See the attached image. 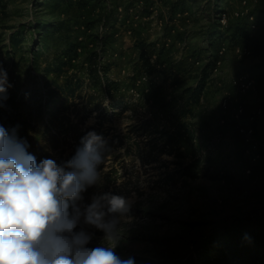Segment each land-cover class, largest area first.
I'll use <instances>...</instances> for the list:
<instances>
[{"label":"rangeland","instance_id":"374dc122","mask_svg":"<svg viewBox=\"0 0 264 264\" xmlns=\"http://www.w3.org/2000/svg\"><path fill=\"white\" fill-rule=\"evenodd\" d=\"M170 1L103 0L88 9L86 16L96 21L89 27L83 21L79 23L80 31L75 38L80 43L79 56L59 76L55 71L47 74L42 71L57 58V44L37 60L30 49L36 44V22L53 19L57 12L45 8L43 0H3L7 9L3 11L0 7V31L6 42L14 30L25 33L22 47L13 52L14 63L7 59V47H0V68L6 70L12 85L7 90V100L0 106L9 119H0V125L8 129L19 125L17 135L28 141V151L38 163L45 158L54 159L57 164L71 159L80 138L88 131L106 139L105 162L98 166L101 179L82 193L83 203L89 204L93 196L109 192L133 200L129 218L119 225L122 236L115 251L123 259L133 257L135 264L183 260L188 256L198 263L207 249L212 250L214 242L221 243L225 228L245 220L264 219V170L250 175L244 172L249 157L239 128L252 122L248 113L235 116L239 105H245L248 111L254 106L264 107V49L261 53L251 49L245 54L237 50L243 44L223 42L220 51L213 55L217 66L201 103L187 116L205 166L213 173L223 165L228 166L233 177L211 176L204 170L198 177L183 176L177 171L178 161L190 159V145L183 144L182 159L159 153L154 147L159 141L158 128H170L171 124L170 112L160 105L161 101L179 96L183 86L194 80L173 86L171 81H163L160 72L145 78L139 65L141 42H147V52L153 59L164 43L171 48V60L190 64L196 72L205 61L195 62L196 56H191V51L205 41L194 34L204 32L215 15L209 1L204 0L199 5L191 4L183 13L177 12L171 19ZM220 2L223 8L232 11L242 0ZM247 2L251 12L264 16V0ZM111 9L115 13L105 15ZM177 31L188 34V41L178 40L172 46ZM251 32L264 41L262 28ZM207 54L204 49L200 58ZM38 63L41 69L36 67ZM75 72L85 79V89L58 112L64 100L56 95L51 103L46 102V82L58 77L61 83L67 74ZM243 73L255 79V87L246 93L231 83L234 76ZM106 80H117L120 84L112 85L111 92L106 93L103 88ZM225 98L229 99L226 109L222 104ZM147 119L151 123L143 128ZM254 125L264 138L263 118H258ZM88 231L93 233L88 247L98 246L104 233L94 228Z\"/></svg>","mask_w":264,"mask_h":264},{"label":"trees","instance_id":"16d2710c","mask_svg":"<svg viewBox=\"0 0 264 264\" xmlns=\"http://www.w3.org/2000/svg\"><path fill=\"white\" fill-rule=\"evenodd\" d=\"M102 1L43 0L42 4L45 8L51 9L52 13L57 12V14L53 19L44 18L36 22L35 27L38 29L37 37H35L36 44L31 46L30 49L34 54V60H37L41 54L50 53L54 44L58 45L57 58L54 62L47 63L45 68L42 69L45 74L55 71L57 76H59L67 71V66H73L74 59L79 56L78 47L80 43L75 39L80 31L81 26L79 23L83 21L88 27L92 26L96 20L88 18L86 12L98 3H102ZM203 1L171 0L168 3L170 18L174 19L179 11L182 13L187 11L191 4L199 5ZM208 1L214 9L215 15H212L204 32L194 34L195 37L201 35L205 41L203 45L196 46L191 51V56H196L195 62L205 61L196 72H193L194 70L190 64L171 60V48L164 43L158 47L156 59H153L152 55L147 52V42L142 41L139 65L144 76L151 77L155 72H160L163 74V81H171L173 86H182L185 82L191 79L194 80L187 86H183L179 96L164 98L161 101L160 105L168 108L170 112L169 122L171 124L170 128L166 126L158 128L159 141L154 143L155 149L159 153L174 154L178 159H182L185 158V154L181 150L182 146L183 144H189L190 159L178 161L180 166L177 171L180 174L198 177L201 171L204 170V173L211 176L223 174L233 177L228 166L223 165L214 173L210 172L211 170L207 168L208 166H205L203 156L200 155V146L195 142L196 134L189 124L187 116L193 114L195 107L201 103L209 78L217 66V58H214L213 55L220 51L223 42H229L231 45L243 44L251 47L255 53H261L264 49V41L251 32L246 17L231 18L227 25H223L219 20L218 13L226 8L221 6L220 0ZM0 7L3 11H6L7 4L0 0ZM62 7L65 8L61 9ZM111 13H115V10L105 11L107 16H112L113 14ZM166 27L169 29L168 32H171L172 28L169 25ZM24 34V32L14 30L9 35V42L7 43L4 33L0 31V47H7L5 53L7 59H11L12 63L15 62V54L13 52L22 47L25 40ZM188 37L189 35L184 32H175L172 46L178 40L188 41ZM204 49L208 50L207 57L200 58ZM1 65L2 63H0ZM36 67L41 69V64L38 63ZM94 77H96V74ZM150 82L152 85L155 84L153 80ZM97 83L99 84L100 81H97ZM119 84L120 82L117 80H106L103 88L106 93H110L112 85ZM46 85L48 87L46 102L51 103L56 95H61L64 100L57 109L59 112L66 107L64 105L68 103L69 99H73L79 94L82 95L86 81L78 72H75L67 74L61 83L58 82V77L48 79ZM6 113V110L0 107V119H9ZM150 123V119L144 120L143 128ZM256 170H264V167L257 166ZM222 237L221 243L217 244L214 242L212 250L209 251L207 249L198 263H196L193 256H188L183 260H148L144 261L143 264H264V219H250L232 224L224 229Z\"/></svg>","mask_w":264,"mask_h":264},{"label":"clouds","instance_id":"9594fccd","mask_svg":"<svg viewBox=\"0 0 264 264\" xmlns=\"http://www.w3.org/2000/svg\"><path fill=\"white\" fill-rule=\"evenodd\" d=\"M10 87L0 68V106ZM18 128L0 125V264H135L115 251L133 200L109 192L83 203L82 193L101 179L106 139L88 131L71 159L38 163ZM89 228L104 233L96 247H88Z\"/></svg>","mask_w":264,"mask_h":264},{"label":"built area","instance_id":"2783aa9c","mask_svg":"<svg viewBox=\"0 0 264 264\" xmlns=\"http://www.w3.org/2000/svg\"><path fill=\"white\" fill-rule=\"evenodd\" d=\"M218 15L223 25H227L231 18L246 17L251 31H256L260 28L264 30V17L251 12L248 8L247 0H242L241 5L232 11L228 10V8L223 9ZM223 49L221 50L222 52ZM237 50L245 54L251 52V48L246 45L238 46ZM144 77L147 78L146 76ZM231 83L242 93H246L255 87V79L248 73L234 76L231 79ZM222 104L225 109L228 108L229 99L225 98ZM246 108L245 105L237 106L235 116L240 117L248 113V118L252 122L239 128L240 133L243 135V141L247 145L246 152L249 157V163L245 166L244 172L246 175H250L255 172L257 166L264 167V138L258 135L256 126L254 125V122L258 118H263L264 120V107L254 106L249 111Z\"/></svg>","mask_w":264,"mask_h":264},{"label":"crops","instance_id":"0c3cea01","mask_svg":"<svg viewBox=\"0 0 264 264\" xmlns=\"http://www.w3.org/2000/svg\"><path fill=\"white\" fill-rule=\"evenodd\" d=\"M264 17V16H263Z\"/></svg>","mask_w":264,"mask_h":264}]
</instances>
